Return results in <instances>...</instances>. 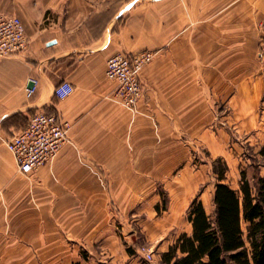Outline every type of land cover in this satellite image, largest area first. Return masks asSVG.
<instances>
[{"label":"crops","instance_id":"1","mask_svg":"<svg viewBox=\"0 0 264 264\" xmlns=\"http://www.w3.org/2000/svg\"><path fill=\"white\" fill-rule=\"evenodd\" d=\"M1 16L28 46L0 58V264H145L141 248L160 257L191 234L198 192L206 209L216 183L200 192L196 158L231 169L240 143L264 141V0H0ZM141 51L155 55L134 114L105 67ZM38 110L66 120L71 143L25 175L2 141Z\"/></svg>","mask_w":264,"mask_h":264},{"label":"trees","instance_id":"2","mask_svg":"<svg viewBox=\"0 0 264 264\" xmlns=\"http://www.w3.org/2000/svg\"><path fill=\"white\" fill-rule=\"evenodd\" d=\"M259 153L264 155V145ZM225 172L226 168L216 173L214 217L206 214L198 197L193 199L187 216L191 234H180L160 255L161 264H264V175L250 183L242 172L240 188L235 191L224 183ZM165 204L166 198L163 208ZM242 222L247 224L246 240Z\"/></svg>","mask_w":264,"mask_h":264},{"label":"built area","instance_id":"3","mask_svg":"<svg viewBox=\"0 0 264 264\" xmlns=\"http://www.w3.org/2000/svg\"><path fill=\"white\" fill-rule=\"evenodd\" d=\"M28 40L24 26L17 16L0 17V58L15 56L27 49ZM153 58L149 52L131 55L116 54L106 62L105 76L118 85L117 96L121 103L132 109L141 95L138 74L141 66ZM34 88L26 90L32 96ZM73 87L63 82L54 90V97L64 100L71 96ZM65 124L56 116L36 113L28 120L26 127L11 139L3 141L12 152L18 170L31 173L48 165L56 158L66 140Z\"/></svg>","mask_w":264,"mask_h":264},{"label":"rangeland","instance_id":"4","mask_svg":"<svg viewBox=\"0 0 264 264\" xmlns=\"http://www.w3.org/2000/svg\"><path fill=\"white\" fill-rule=\"evenodd\" d=\"M141 52H149V53L152 54L153 57L155 55L153 52H150V51H141ZM136 53H138V52H136ZM119 54L131 55V54H135V53H119ZM152 59H151V61H148V62L144 63L141 66V69H140L139 74H138V81H139L140 88H141V95H140V98H139L138 102L136 103V105L132 109H129V108L125 107L121 103L120 98L116 94L117 93V89H118L117 83L106 78L109 82H111V83H113L115 85L114 97L116 98L117 103L120 104L123 108H125L129 112H132L134 114L136 113L137 105H138V103H139V101H140V99L142 98V95H143V83L141 81V72L147 65H149L152 62ZM58 100H60V99H58ZM39 112L46 113L48 115H54V116L58 117L65 124V130H66V136H67L66 137L67 142H66L65 146L67 144L71 143V140L68 137V130L70 128V124L66 120H64L56 112L38 110V111L34 112L32 115H29L27 117V122L25 124V127H26V125L28 123L29 118L31 116H33L34 114L39 113ZM24 128H22L21 130H23ZM19 132H17V133H19ZM17 133H15V134H17ZM15 134H12L8 138H5L3 141L11 139L12 136L15 135ZM3 141H2V143H4ZM263 145H264V141H261V140L245 142L242 145L240 143L242 151H241V153L239 155H236V157L232 158L234 164L233 165L231 164V169L229 168L227 162L223 158L217 157V158H209L208 159L207 157H209L208 156L209 153L204 151L200 158H196L198 161L200 159L204 160V163L206 164V167H203V169L204 168L206 169L204 173L207 176V181H206L205 185L200 188V192H203L205 190L207 191L209 184H214V183L217 184L218 180H217V177H216V173L220 172L224 168H226L224 183L228 184L230 186V188L235 190V191H238L239 188H240V180H241V173L242 172L245 173L246 179L250 183L254 182V177L255 176H259V175L263 176L264 175V155H261L259 153L260 149L262 148ZM19 172L22 173V174H25V175H28L30 173V172L29 173H23L21 171H19ZM216 184H214V186L212 188L213 191L208 189V193H205V201H207V203L205 205V208H206L205 212H206V214L208 216H210L212 218L214 217V210H215V207H214V204H213V195H214V190H215ZM209 191L212 194L211 197L209 196ZM196 197H198V199H199V197H200V193L199 192L193 199H195ZM165 198L166 197L163 196V199H165ZM193 199H192V201H193ZM189 206H190V204H189ZM189 206H188L187 213H186L187 216L189 214ZM164 209H166V204H165ZM186 224H188L187 218L185 220L184 225L181 227L182 230L185 229ZM241 227H242V231H243V239L246 240L247 224L245 222H242ZM153 250L154 251H147L145 248H141L140 249V253L143 254V258H144L143 260H145V262H144L145 264H161L160 260L158 261V258L160 259V257H156L155 256V249H153Z\"/></svg>","mask_w":264,"mask_h":264},{"label":"water","instance_id":"5","mask_svg":"<svg viewBox=\"0 0 264 264\" xmlns=\"http://www.w3.org/2000/svg\"><path fill=\"white\" fill-rule=\"evenodd\" d=\"M29 88H31V86H29Z\"/></svg>","mask_w":264,"mask_h":264}]
</instances>
